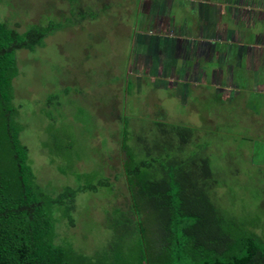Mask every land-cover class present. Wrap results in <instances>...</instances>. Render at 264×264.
Returning <instances> with one entry per match:
<instances>
[{"label":"rangeland","instance_id":"374dc122","mask_svg":"<svg viewBox=\"0 0 264 264\" xmlns=\"http://www.w3.org/2000/svg\"><path fill=\"white\" fill-rule=\"evenodd\" d=\"M250 1L254 19L243 16L256 39L264 33L257 17L264 0ZM194 7L193 0H0L1 16L21 32L33 24L58 26L43 47L17 52L15 103L38 182L50 194L104 178L112 183L78 193L75 225L57 221L58 244L89 258L108 251L115 235L106 216L133 201L122 175L124 129L152 142L157 123L198 130L200 143L210 145L217 204L264 238V91L254 82L264 79V65L224 60L225 84L228 66L241 81L234 89L219 87L220 58L202 55L207 45L196 41L195 27L203 11ZM258 40L264 43V35ZM250 48L243 52L259 53Z\"/></svg>","mask_w":264,"mask_h":264},{"label":"trees","instance_id":"16d2710c","mask_svg":"<svg viewBox=\"0 0 264 264\" xmlns=\"http://www.w3.org/2000/svg\"><path fill=\"white\" fill-rule=\"evenodd\" d=\"M85 17L80 13L79 20ZM8 22L0 14V264H103L105 257L112 264H264V238L230 219L215 200L210 145L181 125L157 123L152 142L124 129L122 175L133 201L106 216L115 235L107 252L89 258L58 244L57 221L75 225L78 193L112 183L104 178L50 194L38 182L15 103L17 52L43 47L58 26L33 24L21 32Z\"/></svg>","mask_w":264,"mask_h":264},{"label":"crops","instance_id":"0c3cea01","mask_svg":"<svg viewBox=\"0 0 264 264\" xmlns=\"http://www.w3.org/2000/svg\"><path fill=\"white\" fill-rule=\"evenodd\" d=\"M251 2L250 0H193V3L197 4V9L199 10V14H201L198 23L196 24V33L199 35V38H196V41H198L201 44L206 43L207 45V51L203 52V56L206 55L207 57H217L220 58V64H218V73L219 76H216L218 81L219 87H227L229 89H234L235 86L233 85L234 82H240L241 79H233L234 77V68L232 70L231 66H228L230 68V73L227 72V82L229 84H225L226 77L223 78L224 74L222 71V65L223 61L227 62V60L231 61V64L233 67L236 65V61H241L246 59L252 60L251 66L256 65H264V55H263V47L264 43L260 44L259 38L261 35H264V33L259 34V36H256V39L253 37L254 33L251 30V25H247L246 21L244 20V16L249 17L252 15V18L254 19V8L252 3L250 6L248 4ZM247 5V6H246ZM194 7V10H197ZM197 10V11H198ZM261 17L257 16L259 20L264 19V8L260 11ZM228 13H231V16L228 15ZM246 13V14H243ZM197 14V16L199 15ZM244 15V16H243ZM219 18L218 22L215 23V28L207 26L212 23L213 19ZM230 20L232 23H230ZM234 23H237L242 25L243 32H239L236 27L234 26ZM205 24L204 27L203 25ZM184 25V24H183ZM209 27V28H208ZM208 29L210 30L209 32ZM214 29V30H213ZM181 37H184L188 35V31L185 27H181L179 29ZM232 33L234 36H236L234 39H232ZM179 32H177V35H180ZM209 34V37L207 36ZM231 35L230 38H228L229 35ZM226 37V38H225ZM228 39V40H227ZM244 40V41H243ZM248 40V41H247ZM258 41V42H257ZM248 49V47H251L250 49H258L259 53L256 52L252 54L246 51L245 53L243 50ZM235 58V60H234ZM186 60H183V67L181 68L184 72L187 71L186 67L187 64L185 62ZM233 61V62H232ZM172 65V64H171ZM170 64L168 65V67ZM254 66V67H256ZM200 67V65H199ZM193 69L190 70V74ZM197 71V68H196ZM195 71V72H196ZM233 71V72H232ZM216 73V71H215ZM180 75V74H179ZM230 77V78H229ZM229 78V79H228ZM255 83H263L262 87L260 85H257L258 91H264V79H261V77H258L254 80ZM262 88V89H260ZM239 90V89H238Z\"/></svg>","mask_w":264,"mask_h":264}]
</instances>
